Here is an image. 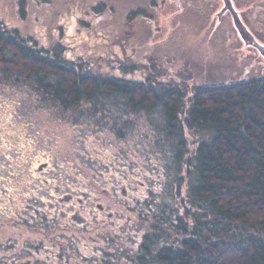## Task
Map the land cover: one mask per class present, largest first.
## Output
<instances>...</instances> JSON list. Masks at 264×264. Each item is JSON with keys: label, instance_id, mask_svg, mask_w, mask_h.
<instances>
[{"label": "trees", "instance_id": "obj_1", "mask_svg": "<svg viewBox=\"0 0 264 264\" xmlns=\"http://www.w3.org/2000/svg\"><path fill=\"white\" fill-rule=\"evenodd\" d=\"M28 1H19L22 15ZM106 9L102 1L92 10ZM145 13L143 7L137 12ZM65 51L62 36L46 45L0 22L5 73L15 66L19 77L58 87L55 96L62 101L64 90L70 102H79L88 88L117 87L136 116L159 124L163 144L171 148L167 195L144 230L137 227L120 245L119 264H264V74L189 88V79L166 80L159 72L134 80L101 74L91 60L68 58ZM148 60L151 71L156 61ZM135 66L130 61L122 69ZM187 132L195 138L193 148ZM182 185L187 195L178 201Z\"/></svg>", "mask_w": 264, "mask_h": 264}, {"label": "flooded vegetation", "instance_id": "obj_2", "mask_svg": "<svg viewBox=\"0 0 264 264\" xmlns=\"http://www.w3.org/2000/svg\"><path fill=\"white\" fill-rule=\"evenodd\" d=\"M174 1L176 7L172 0H161L160 5L152 2L154 7L150 14L142 16L154 18L157 6L160 13H169L181 10L187 3V0ZM217 1L223 7L226 4L231 7L229 0H208L213 5V11L218 9ZM236 4L243 22L236 17V13L225 9L224 14L213 17L207 29L212 33L214 29L223 27L226 18H232V28L237 37L239 31L245 39L247 34L252 40L255 38L264 42V0H236ZM251 16L256 21L255 28L251 24ZM238 42L241 47L240 39ZM242 43L244 56H249L246 61H253L264 74V55L243 40ZM83 72L95 73V70ZM100 73L134 80L126 74ZM51 81L48 79V84ZM57 88L36 85L34 91L37 97L47 100L45 104L49 107L53 105L65 112V118L73 123L71 126H76L81 118L94 125H100L103 120L101 124H109L106 126L120 139L134 135L136 113L117 87L88 88L90 94L82 96L79 102H70L67 90H64L66 97L62 101L55 96ZM127 89L130 92V87ZM46 110L52 111L50 108ZM14 114L22 128L17 135L8 131L0 137V157L10 162L13 158L19 161L17 165L4 166L0 160V264H119L120 245L125 240L130 241L129 238L133 239L138 223L156 214L154 207L160 204L163 197L160 190L165 192L166 186L161 187L158 183L161 178L166 180L165 158L161 150L154 152L153 149L154 160L151 159V133L139 134L142 145L138 149H135V137L127 140L129 146H133L131 153L141 157L139 161H128L129 154L123 151L119 157H113L105 164L94 159L98 165L90 168L79 161L71 175L67 165H63L69 146L60 143L57 148L53 146L48 153L44 150L43 155L37 157L35 144L38 140L32 138L28 141L26 137L27 129L35 121V114L25 117L30 118L27 123L21 120L24 116L20 113L14 111ZM143 117V124L153 128V133H159V124H151L148 119L149 122L145 123ZM2 130L0 128V132ZM160 136L159 140L163 143ZM23 150L29 155L24 156ZM139 217H143L144 221H137ZM6 259L9 260L7 263L4 262Z\"/></svg>", "mask_w": 264, "mask_h": 264}, {"label": "rangeland", "instance_id": "obj_3", "mask_svg": "<svg viewBox=\"0 0 264 264\" xmlns=\"http://www.w3.org/2000/svg\"><path fill=\"white\" fill-rule=\"evenodd\" d=\"M19 1L0 0V22L6 24L10 30L17 27L26 34H33L46 45L62 36L68 58H87L100 71L117 75L126 74L133 78H144L151 72H159L160 77L166 80L188 81L189 79V88L192 84L239 80L261 74L253 61H246L248 54L244 56L245 48L242 40L246 45L257 48L263 55L264 42L255 38L252 40L247 34L245 39L238 31L243 52L240 51L239 39L232 28V18H226L223 27L214 29L212 33L207 29L208 25L212 24L213 17L226 12L218 1V9L222 8L217 9L218 11H213V5L208 0H187L181 10L169 13H160L157 6L156 9L154 8L157 13L154 18L138 15L137 8H146V13L150 14L151 8L154 7L151 3L157 2L160 5L161 0H31L24 4L23 15ZM102 1H105L107 9L99 13L94 12L92 10L94 5ZM172 1L175 5V1ZM229 1L232 7H228L227 10L236 13V17L243 22L236 0ZM76 7L79 11L69 19L72 12L76 11ZM251 24L253 28L256 27L253 16H251ZM134 54L137 55L133 57ZM148 59L156 61L151 71ZM130 61H134L138 66L128 71L122 69V64H128ZM10 69L11 75L5 73L0 65V128L3 129L0 137L8 131L17 135V131L22 128L15 120L14 111L24 116L21 120L25 123L30 119L25 117L34 113L35 126L32 123L31 128L27 129L26 137L28 141L32 138L34 141L38 140L35 144L38 151L36 156L41 157L44 150L48 153V149L53 146L57 148L60 143H64L69 147L66 151L68 156L65 158L66 164L63 165H67L71 175L76 169L75 164L79 161L90 168L98 165L93 161L94 159L105 164L112 161L113 157H119L123 151L128 152V161L133 163L139 161L141 157L131 153L133 146L132 144L129 146L127 140L135 137V149H138L142 145L139 142V134L146 131L151 133L153 139L150 145L151 159L154 160L153 149L154 152L161 150L165 158L164 163L167 166L171 163L169 151L171 148L168 149L160 142L161 133H153V128L143 124L141 121L143 116H136L137 126L134 135L124 140L109 130V126H106L109 124H101L103 120L98 126L88 119L81 118L76 126H71L73 123L65 118V112L53 105L49 107L45 104L46 99L37 97L34 91L35 82L19 77L18 75L22 74H17L19 71L15 66ZM47 108L52 111L49 112ZM143 119L145 123L149 122L146 117ZM4 124L10 130L6 129ZM187 135L193 148L195 138L191 133L187 132ZM23 151L24 156L29 155V152ZM8 159L11 160V157ZM0 160L4 166L19 164L14 158L12 162L1 157ZM172 175L173 172H169L166 180L161 178L159 185L168 189V184L172 183V179H169ZM185 187L186 185H182L180 188L178 201L180 198H186ZM166 188L164 193L160 190V196L167 195ZM177 191L179 188H174V192ZM167 200L166 196L164 201ZM179 208L181 210V207ZM154 209L157 212L159 206ZM136 219L142 222L143 217ZM138 227L141 231L144 230L143 223H138ZM5 251L4 249L3 252ZM8 261V259L4 260L5 263Z\"/></svg>", "mask_w": 264, "mask_h": 264}, {"label": "water", "instance_id": "obj_4", "mask_svg": "<svg viewBox=\"0 0 264 264\" xmlns=\"http://www.w3.org/2000/svg\"><path fill=\"white\" fill-rule=\"evenodd\" d=\"M231 7H232V4H231ZM227 8H228V5L226 4L225 6H224V8H223V10H227Z\"/></svg>", "mask_w": 264, "mask_h": 264}]
</instances>
